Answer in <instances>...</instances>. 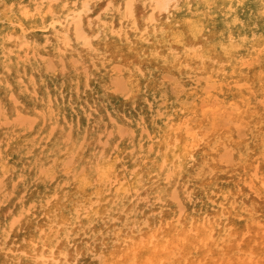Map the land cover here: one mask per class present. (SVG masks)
Here are the masks:
<instances>
[{
    "label": "bare ground",
    "instance_id": "bare-ground-1",
    "mask_svg": "<svg viewBox=\"0 0 264 264\" xmlns=\"http://www.w3.org/2000/svg\"><path fill=\"white\" fill-rule=\"evenodd\" d=\"M12 5L0 9V264H264V0L19 3L46 24L41 41ZM15 50L31 61L22 84ZM33 151L42 169L16 172Z\"/></svg>",
    "mask_w": 264,
    "mask_h": 264
},
{
    "label": "rangeland",
    "instance_id": "rangeland-1",
    "mask_svg": "<svg viewBox=\"0 0 264 264\" xmlns=\"http://www.w3.org/2000/svg\"><path fill=\"white\" fill-rule=\"evenodd\" d=\"M4 1V2H3ZM28 0H0V9H3V10H7L8 8H9V4H10V2L11 3H13V5L11 6L12 8H13V14H14V16H17L19 19H20V21H22L23 22V24L28 28L29 27V29H30V31H31V34H34L35 36H37V38L41 41L43 38V35L45 34V31H46V24L44 23V21L43 20H41V21H39L38 19H28L27 17H24L23 15H21L19 12V10H18V6H19V3H22V2H27ZM29 3H30V1H29ZM29 3H27V4H29ZM16 7V8H15ZM46 7V6H45ZM15 8V9H14ZM54 17V19L55 18H57V16H53ZM26 22H25V21ZM29 22V23H28ZM41 22V23H40ZM28 23V24H27ZM42 26V27H41ZM45 28V29H44ZM37 29V30H36ZM43 29V30H42ZM35 30V31H34ZM39 30V31H38ZM41 30V31H40ZM35 32V33H34ZM37 33H39V34H37ZM41 33V34H40ZM44 33V34H43ZM45 36V35H44ZM15 52L17 53V54H20L21 53V50H15ZM53 58L51 57V56H48L47 57V59L45 60L46 62H48V64L51 66L52 64H53ZM30 58L28 57V58H23V55H19V56H17V58H16V60L13 62V63H11V66L13 65V67H14V71L16 72V77H17V79H19L20 81H18L19 82V84H22L23 82H22V80H21V76H22V74H23V67L21 68V66H22V64H24V63H27L26 64V66H28V65H30ZM74 65H75V67L76 68H83L84 67V65L85 64H81V65H79L78 63H74ZM54 70H56V69H54ZM20 77V78H19ZM87 112H89V116H90V119H91V121H92V128L94 127V130H96V133H98L99 135L102 133L103 134V136H102V138H109V136H108V130H107V125H106V122L107 121H109L108 119H107V121H103V119L101 118V120H96V118H100L99 116H97V115H94V111H92V110H90L89 109V107L88 106H84L83 107ZM35 110V109H34ZM33 111V110H32ZM116 113V115L117 116H119V118L117 119V116H113V117H111L110 116V118H113V122H115V125H116V127L119 129L120 127H122V128H120L121 129V132H124V131H122V130H126V128H127V122H126V119L120 114V112H115ZM33 115H35L34 113H33ZM116 117V118H115ZM93 118V119H92ZM120 119V120H119ZM118 120H119V122H118ZM63 124H65V125H67V123L66 122H63ZM13 127V125H8L6 128V131H8V130H10L11 128ZM96 127V128H95ZM25 128V125H20V126H18L17 128H16V130H23ZM125 128V129H124ZM2 130V128L0 129V131ZM99 130V131H98ZM35 133V132H34ZM7 135V133L3 136V137H5ZM115 138V137H114ZM113 138V139H114ZM127 138V137H126ZM125 138V139H126ZM128 139V138H127ZM114 141V140H113ZM101 147V146H100ZM133 147V148H132ZM38 149H39V147H38ZM127 149H130V150H128V152H127V154H128V156L130 157V159L133 161V163L135 164V165H137V164H141V166L143 165V162H144V158H145V156H144V152H145V150H140V147H138L134 142H133V140L132 141H130L129 140V142H128V144H127ZM134 149V150H133ZM132 151V152H131ZM144 151V152H143ZM135 153V154H134ZM226 153V152H225ZM223 157L222 158H224L225 157V160L224 159H222V158H220V161H222V162H227V158H228V155L227 154H225V156H224V153H223V155H222ZM27 161L25 162V163H22V164H18V165H15L14 167H16V172L18 171V172H21V173H24V174H31L32 172H33V168H32V166H33V164L34 163H36V167H37V169H42V166L41 165H39L38 164V160L35 158V153H34V151L32 152V153H30L27 157ZM135 160V161H134ZM13 169V168H12ZM139 169V168H138ZM46 173V172H45ZM9 179V175H7V176H5L4 178H3V181H7ZM48 180V179H47ZM64 182V180H61V181H58V182H56L55 180L54 181H52L51 182V185H53V186H58V185H60L61 183L60 182ZM49 184V183H48ZM186 191V190H185ZM185 193H187V191L185 192ZM191 193V192H190ZM2 194V192L0 193V195ZM175 193L174 192H172L171 193V196H170V194H169V196H170V201L172 202V204H174V206L176 205V210H177V212H179V213H182V214H184V212H186V205L182 202V201H180L179 202V200H177V199H174V198H176L175 196H174V198H173V195H174ZM135 197H134V201L136 202V201H141V203L143 202V205L144 204H147L148 203V200H147V197H145L144 196V191H139V192H136L135 193ZM190 195V194H189ZM139 196V197H138ZM257 196V195H256ZM142 197V198H141ZM257 197H259V196H257ZM15 197H13L12 199H8V201H10L11 202V200H13ZM23 198V197H22ZM139 198V199H138ZM146 198V199H145ZM54 200V199H53ZM247 200V201H246ZM1 201V200H0ZM176 201V202H175ZM178 201V202H177ZM247 202V203H249V199L248 198H244L243 199V202ZM147 202V203H146ZM180 203V204H179ZM11 204L15 207V205H14V202H11ZM179 204V205H178ZM3 206V205H2ZM1 206V207H2ZM178 206V207H177ZM183 208V209H182ZM180 209H182L181 211H180ZM148 211H150L149 209H146V211H144L145 213H147ZM145 213H143V214H145ZM262 215V214H261ZM133 216V214L131 215V217ZM151 216V218L153 219V222L155 223V228L157 227V219L155 218V215L154 214H151V215H149V216H147V218H149ZM128 218H130V217H128ZM146 218V216L144 217V220H146L147 219ZM124 228H127V227H124ZM122 229V228H119V227H116V229H113L111 232H110V238H114V239H116V246L121 242V244H125V243H127V241H125V239H124V234H122V233H119L121 230H125V229ZM136 231V230H135ZM142 234V233H141ZM140 233L138 234L139 236L141 235ZM229 236V235H228ZM120 238V239H119ZM235 239H237V238H235ZM233 240V239H232ZM118 243V244H117ZM105 243H103V240L101 241V242H99L98 243V245L100 246V249H106V247H107V245L105 246L104 245ZM105 247V248H104ZM106 251V250H105ZM39 259V258H38ZM129 262V264H130V261H128Z\"/></svg>",
    "mask_w": 264,
    "mask_h": 264
}]
</instances>
